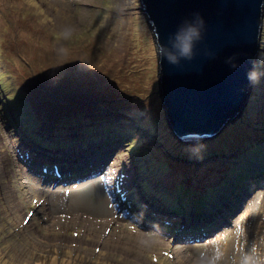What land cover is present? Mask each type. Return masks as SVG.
<instances>
[{"label":"rangeland","instance_id":"obj_1","mask_svg":"<svg viewBox=\"0 0 264 264\" xmlns=\"http://www.w3.org/2000/svg\"><path fill=\"white\" fill-rule=\"evenodd\" d=\"M141 7L0 0V264H264V176L237 182L264 166V16L242 113L184 142ZM94 142L98 167L66 168L67 152Z\"/></svg>","mask_w":264,"mask_h":264},{"label":"water","instance_id":"obj_2","mask_svg":"<svg viewBox=\"0 0 264 264\" xmlns=\"http://www.w3.org/2000/svg\"><path fill=\"white\" fill-rule=\"evenodd\" d=\"M157 45L172 49L178 29L200 25L191 60L172 65L158 53L166 119L179 140L213 138L248 101V73L261 50L264 0H141ZM233 64L236 67H233Z\"/></svg>","mask_w":264,"mask_h":264},{"label":"bare ground","instance_id":"obj_3","mask_svg":"<svg viewBox=\"0 0 264 264\" xmlns=\"http://www.w3.org/2000/svg\"><path fill=\"white\" fill-rule=\"evenodd\" d=\"M95 143L96 142H94V147L93 148H92L93 144H92V146L85 145V146H82V147H78L77 146V147L73 148L74 150L73 149L72 150L75 151L76 154L73 151H72L73 153L72 152H67L68 153L67 156H69L71 158H69L68 159V162H66V163H68V164H66V168H74V167H77V169H78V171H80V173H84L85 172V168H87L90 164L92 165L93 168L98 167L100 165V163H98L97 160H102V158H104L103 156H105L106 153L104 154V151H103L102 154H100L101 151H98L99 145H96ZM95 148H96V150L94 151ZM105 149H107V148H105ZM112 149L113 148H110L111 151H112ZM259 162H261V161H258L257 163H259ZM74 163H76V165H74ZM250 163H252V162H250ZM257 163L254 162V164H256V165H257ZM259 167H260V169H258L257 166H252L251 169H248V170H251L252 173L260 171L261 172V177L260 178H262L264 176V166H263L262 163H259ZM93 168H91V169H93ZM81 175H79V176H81ZM207 203L210 204V201L207 202ZM208 204H206V206H204V207L203 206H199V207L194 206L193 208L188 209V211L185 214V216H189V217H192L194 219H195L196 215L199 216L200 218L201 217H204V213H205V211L207 209V205ZM221 204L222 205L223 204H226L225 205V208H224V210L222 212L223 215L226 216L227 212L230 213L231 210H232V208L228 204V202L226 203L224 201H217L215 203V205L213 206V208L220 207ZM156 206L159 207V205H156ZM153 209L154 208H152L151 210H153ZM161 209L164 210V207H162ZM148 211H150V209H146L145 210V213L148 214ZM220 211L221 210H217L216 213H213L212 214V212H211V213H209L207 215L208 216H213L214 218H216L217 214L220 213ZM200 220L201 219H195L192 222H189V221L188 222H185L184 221L185 226L182 227V230H185L187 228H189L191 230L192 227L195 228V225ZM147 221H150V220H147ZM224 221H226V220L224 219ZM222 222H223V220H222ZM198 226H199V224H197V227ZM180 233H184V232L183 231H180Z\"/></svg>","mask_w":264,"mask_h":264},{"label":"clouds","instance_id":"obj_4","mask_svg":"<svg viewBox=\"0 0 264 264\" xmlns=\"http://www.w3.org/2000/svg\"><path fill=\"white\" fill-rule=\"evenodd\" d=\"M202 24H203L202 20L200 21L199 26L196 23L186 22L184 25L180 27V29H178L177 33L175 34V37L172 40V49H166L165 45H160L159 54L172 65L179 64L181 59L191 60L193 57L194 43L201 38L200 27L202 26ZM262 61H264V57H262L261 61L258 62H262ZM258 62H254V63H258ZM233 67H236V65L233 64ZM260 75L261 73L254 67L248 73V79L252 83H257L259 81ZM191 141H196V140H191ZM191 141H184V142H191Z\"/></svg>","mask_w":264,"mask_h":264},{"label":"trees","instance_id":"obj_5","mask_svg":"<svg viewBox=\"0 0 264 264\" xmlns=\"http://www.w3.org/2000/svg\"><path fill=\"white\" fill-rule=\"evenodd\" d=\"M233 169H234V167H233ZM236 170H237V167L234 169V171L236 172ZM260 177H261V172L260 171L254 172V173H252V172H245V173H242V175H240L239 178H237V180H238L237 182L238 183H242V182H245V181L247 182V181H250V180L257 181ZM238 187H240V186L238 185ZM207 201H209V200H207ZM207 201L200 202L199 204L202 203L201 206L204 207V206H206V204H208ZM207 207H209V206H207ZM168 208L169 209H175V210L178 211V213H181V211H182V213L184 214V212L182 210V207L181 206H178L176 204L170 205V206H168Z\"/></svg>","mask_w":264,"mask_h":264}]
</instances>
